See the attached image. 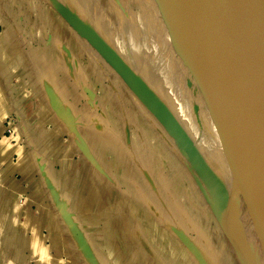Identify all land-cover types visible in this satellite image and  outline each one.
I'll return each instance as SVG.
<instances>
[{"label":"crops","instance_id":"0c3cea01","mask_svg":"<svg viewBox=\"0 0 264 264\" xmlns=\"http://www.w3.org/2000/svg\"><path fill=\"white\" fill-rule=\"evenodd\" d=\"M136 4L0 0V264H243Z\"/></svg>","mask_w":264,"mask_h":264},{"label":"water","instance_id":"95a60500","mask_svg":"<svg viewBox=\"0 0 264 264\" xmlns=\"http://www.w3.org/2000/svg\"><path fill=\"white\" fill-rule=\"evenodd\" d=\"M189 5L195 37L218 84L224 115L189 58L187 45L182 46V51L206 100L236 187L264 248V122L258 116V94L264 91L262 58L256 55L253 59L259 85L243 53L230 0H189ZM259 13L264 14L262 2ZM164 17L170 31L181 41L168 13Z\"/></svg>","mask_w":264,"mask_h":264},{"label":"rangeland","instance_id":"374dc122","mask_svg":"<svg viewBox=\"0 0 264 264\" xmlns=\"http://www.w3.org/2000/svg\"><path fill=\"white\" fill-rule=\"evenodd\" d=\"M261 2L264 6V0ZM136 7L150 22L149 28L146 27L150 39L144 45L148 55L146 62L151 65L153 71L154 61L163 66L164 58L168 64L167 114L184 135L182 141L184 151H189L183 153L185 165L192 172L193 178L198 181H205L207 178L208 181H213L214 190L224 202L225 220L223 225L217 221L215 226L221 228L224 226L226 233L230 234L231 241L236 232V238L241 242L243 264H264V248L248 208L236 187L206 100L188 67L177 38L170 31L165 20L164 13L169 15L166 2L141 0V4H136ZM169 141L171 142L170 139ZM169 155L170 161L176 157L175 154ZM184 169L187 170L186 167Z\"/></svg>","mask_w":264,"mask_h":264},{"label":"bare ground","instance_id":"6f19581e","mask_svg":"<svg viewBox=\"0 0 264 264\" xmlns=\"http://www.w3.org/2000/svg\"><path fill=\"white\" fill-rule=\"evenodd\" d=\"M165 2L173 26L182 37L181 41L177 39L180 47L187 45L186 52L189 58L197 72L207 82L219 110L224 115L218 84L202 46L195 37L189 0H165ZM230 3L243 53L260 85L253 59L256 55L261 56L264 65V14L259 13L261 0H230ZM258 116L259 121L264 122V91L258 94Z\"/></svg>","mask_w":264,"mask_h":264}]
</instances>
